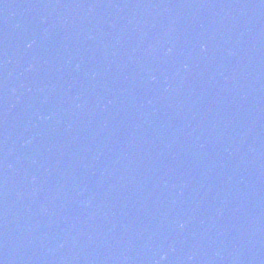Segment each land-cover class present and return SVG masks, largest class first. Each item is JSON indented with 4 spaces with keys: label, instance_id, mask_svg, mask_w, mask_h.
Returning <instances> with one entry per match:
<instances>
[{
    "label": "water",
    "instance_id": "water-1",
    "mask_svg": "<svg viewBox=\"0 0 264 264\" xmlns=\"http://www.w3.org/2000/svg\"><path fill=\"white\" fill-rule=\"evenodd\" d=\"M0 264H264V0H0Z\"/></svg>",
    "mask_w": 264,
    "mask_h": 264
}]
</instances>
